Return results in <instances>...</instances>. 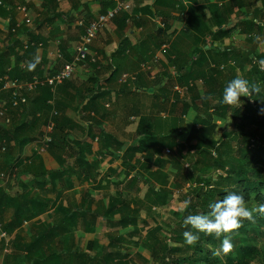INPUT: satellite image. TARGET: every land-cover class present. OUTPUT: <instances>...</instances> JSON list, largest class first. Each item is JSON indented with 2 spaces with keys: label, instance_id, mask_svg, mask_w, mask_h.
<instances>
[{
  "label": "crops",
  "instance_id": "1",
  "mask_svg": "<svg viewBox=\"0 0 264 264\" xmlns=\"http://www.w3.org/2000/svg\"><path fill=\"white\" fill-rule=\"evenodd\" d=\"M126 1L131 6L129 16L132 18L128 28H123L122 22H113L98 34L91 46L89 60L76 65L71 80L62 82L55 89L49 85L40 86L51 94L47 101L50 109L38 112L36 123H32L34 106L31 102L38 98L41 101L44 93L39 88L21 93L27 103L18 112L13 111V116L17 118V125L29 122L32 130L18 137L22 140L29 138V141L19 147L18 139H13L7 143L8 152L0 153L14 157V160L24 159L32 153L44 157L39 170L33 174L26 176L20 171L21 174L9 178L0 174V190H3L0 194V223H15L12 218L21 206L18 200L22 198L42 201L45 205L37 217L19 221L20 226L8 234L7 242L0 243V264H98L100 256L93 255L91 249L96 241V229L93 222H86L87 217L93 216L97 197L92 187L106 176L112 178V168L121 164L128 168L130 159L135 158L141 163L148 155L143 157L145 149H156L163 136L176 135V142L184 144L193 126L198 125V113L192 108L184 115L183 134H180L183 130L176 129L172 123L179 105L176 99V91L180 88L177 71L190 62L195 50L203 44L212 57L220 50L232 52L228 46L231 35L215 38L214 34L224 28L221 21L225 22L231 16L234 18V14L242 9L236 5L231 14H222L220 19L217 18L220 22L215 23L210 6L221 7L230 0H181L186 9L181 10V5H176L177 9L173 11L167 8L165 1L159 5L154 0ZM107 4L105 0H64L61 3L57 0H6L0 9V71H6L1 77L23 83L57 75L64 65L73 61L76 47L85 34V26L91 18L94 20L105 12ZM20 8H25L26 12ZM258 9L261 10L262 6ZM235 20H230L228 26L234 25ZM162 24L164 28H160ZM182 30L186 34H182ZM244 38L241 36L240 39ZM164 45H167L165 51L162 50ZM241 51V54L249 52L248 49ZM34 56L40 57L39 63L29 70L28 62ZM211 58L209 62H212ZM207 63L196 64L195 70L218 68L224 71L228 65H235V61L222 63L219 67L213 63L207 67ZM202 82V79L191 80L189 86ZM8 101L11 102L10 93L0 92V102L8 107ZM209 101L215 104L212 98ZM50 120L59 127L57 136L67 135L70 139L66 152L74 154L79 151V146H91L92 155H87L86 160L97 165L89 174L90 181L66 172L67 165L62 166L60 162L67 158L58 155L56 148L49 150V145L46 152L37 153ZM41 125V135L36 139ZM10 126L0 120V134L12 132ZM103 135L111 139L106 146L101 139ZM149 140L151 146L144 147L143 142ZM176 150L174 148L172 152ZM165 151L170 153L168 148L163 149V161ZM14 160L2 169L7 171ZM150 162L158 166L166 164H158L154 157ZM150 166L148 172L141 169L127 172L121 181L124 189L130 193L138 192L141 184L148 182L146 179L140 182L141 174L152 172L154 167L161 169ZM42 169L49 172L44 179ZM53 174L57 176L54 180ZM27 202L22 201L24 205L20 208L24 215L27 211L36 213L35 205L27 206ZM31 244L34 247L28 251L26 247Z\"/></svg>",
  "mask_w": 264,
  "mask_h": 264
},
{
  "label": "rangeland",
  "instance_id": "2",
  "mask_svg": "<svg viewBox=\"0 0 264 264\" xmlns=\"http://www.w3.org/2000/svg\"><path fill=\"white\" fill-rule=\"evenodd\" d=\"M240 2L242 5L238 7L242 10L235 13L234 18L230 17L231 22L235 19H239V21L235 20L234 25L229 26L228 20L221 21L220 24L221 26L224 25L221 30L231 35L228 46L232 50L235 65H228L224 71L216 70L210 74L211 79L208 81L203 80L202 83L188 86L185 89L180 87L179 91H176V99L179 100V105L175 111V117L171 120L177 127L176 129L181 128L183 130L184 115L187 114L188 110L192 108L203 114L207 111L208 106L213 104L210 101L204 102V98H208L210 93H223L225 84L236 76L259 83L262 89L259 97H255L256 95L252 98L241 97L242 105L240 107L228 105L227 110L222 109L223 117L218 114L213 115L211 119H208L205 114H203L204 117H197L196 123L198 125L193 126L184 141L185 149L180 153L170 152L167 154L165 151V165L158 166L153 162L150 163L161 168L160 170L154 167L152 172L147 173V171L148 179L145 176L146 173L141 174L140 182L146 179L154 185L155 189H150L145 182L141 184L142 190L140 189L138 192L130 193L124 189L121 181L125 174L140 170V163L135 158L130 159L128 168L123 164L114 167L112 168L114 174L112 178L106 176V179H102L97 185L95 184V187H92L97 193L94 213L93 216L86 218V222H93L96 229V241L91 248L93 255L103 256L110 241L114 240L117 252L128 257L122 260L125 264L130 261H135L137 264H182L180 260L193 258L196 246L199 244L196 242L194 245H187L184 242L183 232L187 229L182 226V219L188 214L185 213L184 201L191 200L194 191L206 188L205 184L200 181L201 177L215 180L226 177L227 170L219 169L212 163L217 158L227 160L236 169L247 170L244 159V149L247 148V145L242 141V133H256L254 140L250 141V148L253 147V144L258 145V142L264 141V83L262 77L258 75V71H250L254 64H260L259 61L264 60V33L257 36L255 31L248 32L244 23L241 22V19L245 18V15L251 14L254 9H258L259 6L263 8L264 0H243ZM165 3L171 11L177 9V4L181 5V10L186 9L180 0H165ZM229 10H233L231 0L225 2L221 7L215 4L210 6L215 23L220 22L217 21V18L220 19L222 14H226ZM223 11L225 13H222ZM157 15L163 16L161 13ZM152 29H154L153 26ZM181 33L186 34L184 30ZM241 36L245 38L242 40L240 39ZM258 47L261 48L260 51H258ZM247 49L249 52L244 51L245 54H241V50ZM260 67L264 68V65L260 64ZM248 99H251L253 103ZM185 104H188L189 108L184 114ZM214 119L216 122L213 123ZM41 127L42 125L36 134V139L41 135ZM184 132L183 130L180 134ZM36 139L34 138V140ZM143 143L144 147L152 144L150 140L148 143L146 141ZM153 151L145 149L143 157ZM47 154H49V150ZM43 157L44 155L38 156L32 153L24 159L17 160L18 173L21 171L23 175L27 176L37 172ZM11 160H14V157L0 153L1 175L5 174L7 177L9 171L2 168L4 165L7 166ZM197 160H199L198 163ZM253 167L256 168L257 166L253 165L251 168ZM17 171L13 176L16 175ZM246 205L252 207L256 203L252 202ZM133 216L137 218V226L130 224ZM157 227L160 228L159 234L155 237L158 242H154L148 234ZM255 242L258 254L250 264H264V236L258 237ZM232 243L235 244V241L233 240ZM149 244L151 250L146 248V245ZM209 247L213 248L214 245L210 244ZM219 247L216 246L215 251ZM234 248L235 245L231 250ZM177 249L178 251H175ZM118 260L121 262V259Z\"/></svg>",
  "mask_w": 264,
  "mask_h": 264
},
{
  "label": "trees",
  "instance_id": "3",
  "mask_svg": "<svg viewBox=\"0 0 264 264\" xmlns=\"http://www.w3.org/2000/svg\"><path fill=\"white\" fill-rule=\"evenodd\" d=\"M56 1V0H55ZM108 4L106 6V11L111 8L113 5L111 1L105 0ZM156 4L159 5L161 1L165 0H154ZM240 1L243 0H238L237 2H233V9L234 7L242 5ZM181 3V0H180ZM182 4V3H181ZM180 5V4H177ZM167 6V4H166ZM3 7H0V9ZM264 8V7H263ZM263 8L261 10L256 9L254 10L251 14L245 15V18L241 19V22L244 23L245 27L248 29V32H253L257 33L259 35L264 31V10ZM105 11V12H106ZM233 10L227 11L229 14L232 13ZM103 12V13H105ZM224 12V11H223ZM128 19L131 20L132 18L129 16L128 13H124L117 17L114 22L116 21L118 24L120 22L123 23V28H128L129 23ZM93 18H91V21ZM228 23H230V17L227 19ZM90 22V21H89ZM220 35H227L226 32L224 31H219L218 33L214 34V37L216 38L217 36ZM126 40H124L125 42ZM126 44V42L124 43ZM123 45V44H122ZM205 44H203V47L197 48L194 52V54L191 56L190 62L187 61L185 65L180 68L177 71V74L179 75L177 78V83L179 87L185 89L188 88L189 83L191 80H205L208 81L211 79L209 76L210 74L214 73L218 68H213L208 71L205 70H195L196 64L198 66H201L204 63H207V67H211L210 65L213 63L216 65V67H219L220 64L225 63L228 64L230 61H233V54L229 52L230 50L225 49L223 51H218L215 52L213 57L209 55L210 50L205 49ZM195 58V60L193 59ZM209 57L211 58L212 62H209L208 59ZM89 60V59H88ZM86 60L85 62H87ZM250 71L256 72L258 71V75H260L263 79L264 83V68L260 67V64H254L252 66V69ZM6 71H0V77L5 75ZM15 78V77H13ZM42 93H44V98L41 101H38V99L32 100L31 104L34 106L33 109V117L32 119L34 120L32 123H36L38 118L36 117L37 113L40 111H46L48 112L50 109V106H48L47 101L50 98L51 94L49 93V90L47 88L43 87H38ZM260 94L256 95L255 97H259ZM210 98H212L215 101V104H210L207 108V111H205L203 114H205L208 119H211L212 115H219L220 117H223L222 114V109L227 110L228 105L223 104L221 102L222 100V93L221 92H216V93H210L208 98H204V102L209 101ZM264 98V94H263ZM41 99V98H40ZM249 101L251 99H248ZM10 101H8V109H9V114L11 117V128L13 131H9L6 134H0V142L5 141L6 145L13 139H18V146L21 147L22 145L26 144L29 141V138L25 139H19L18 137L20 134H26L27 131L32 130L30 124L28 121L24 122L23 124L17 125V118L13 116V113L18 112L22 107H24V104H21L17 110L12 109L10 106ZM90 103L89 105H91ZM42 105L40 108L39 106ZM188 104H185V109H184V114L187 112ZM31 110V108H29ZM197 110V109H196ZM213 110L211 113L210 111ZM15 111V112H13ZM198 113V117H204V115L199 113V111H196ZM44 124L46 123V120L43 122ZM34 126V124L32 125ZM56 126V125H55ZM58 126V125H57ZM56 126V129H54V133L52 135V142L50 144L49 150H54L55 148L56 153L60 156L65 155L67 159L61 161V165H67L66 172L76 174L78 177H84L86 181H90L91 178L89 174L96 169L97 163L89 164L88 160H86L87 155H92V150L91 146L89 144L84 145V146H79V151H75L74 154H70L65 151V148L68 146L70 139H68V136L65 135L64 137H59L57 136V131H59V127ZM243 136L242 141L247 145V148L245 150L244 154V159L246 160L245 168L247 170H244L243 168L241 169H236L232 165H230V162L227 160H223L222 158H217L215 161H213V165L218 166L219 169L222 170H227L226 172V177H220L217 180L215 179H207L204 176L200 178V181H202L206 188H202L199 191H194L193 192V197L190 200L191 203L188 205L187 208H185V213H206L208 210V203L210 201H215L217 199L222 198L226 192L234 191L238 194L244 195L245 198V203H252L255 202L256 204L260 201H264V141L258 142V145H254L253 147L250 148V141L254 140V137H256V133L254 132H245L241 134ZM176 136V135H175ZM175 136L172 135H167L163 136L160 138V142L156 145V149L152 153H149L145 159L140 163L139 168L143 171H148L150 169V161L151 158H155V161L158 164H164L165 161L161 159L162 151L164 148H168L170 152L174 151V148H176L177 153L182 152L186 145L184 144H178L175 140ZM9 137V139L7 138ZM27 137V136H26ZM102 141L105 143L104 145L111 141L110 136L103 135L101 137ZM63 144V146L59 147L60 144ZM9 150V147L7 146V153ZM4 153V154H5ZM102 152H100L101 154ZM71 158H74L73 161ZM18 159V158H17ZM17 159L15 160V163L7 169L8 171L12 169L15 165L17 166ZM199 160H197V163ZM210 165V164H209ZM253 165L257 166L256 168H251ZM229 166V167H228ZM249 168H251L249 170ZM250 171V172H249ZM42 179L45 178L44 175H46L49 172H46L44 169H42ZM18 173V172H17ZM21 174V172H19ZM18 173V174H19ZM3 174V173H2ZM57 174V173H56ZM56 174L52 175V179L54 180L57 178ZM60 174V173H59ZM5 175V174H3ZM129 176V174H128ZM254 176V177H253ZM157 180V179H156ZM132 183V180H131ZM147 186L150 189H155L154 185H152L149 182H146ZM129 186L132 184H128ZM3 193V190H0V194ZM15 201V200H11ZM21 203V206L18 207L17 212L13 216V221L15 223H10L8 225H3L5 228V231L7 233H13L14 229L19 227L21 222L19 221H28L31 220L35 217H37L42 211H44V203L38 200H26L22 198V200H18ZM22 201L27 202V206H31L32 204L35 205V211L36 213H31V211H27V213L24 215L23 211L20 210V208L23 207ZM17 202V200H16ZM84 215V214H83ZM70 216V215H69ZM68 216V217H69ZM19 222V223H18ZM130 224L133 226H137V218L135 216L131 217ZM160 228H155L153 229L148 235L153 240L154 242H158L157 234H159ZM241 236H239V234ZM51 234L54 235L53 230L51 231ZM237 234V235H236ZM264 236V216L260 215H255L254 214V219L248 220V219H243L241 221V226L236 229L232 234H231V240L235 241V248L234 250H231L229 253L224 254L221 253L220 255H214L215 247L220 246V239L221 238H216L214 236L210 235H205L203 233L199 234V239H198V244L199 246H196V250L194 252L193 258L190 259H184L180 260L182 264H250L251 261L257 257L258 254V248L256 244V239L258 237H263ZM155 238V239H152ZM239 238V239H238ZM239 241H238V240ZM237 240V242H236ZM151 242V241H150ZM149 242V243H150ZM115 242L114 240H111L109 245L106 247L105 254L100 257L99 263L98 264H125V262H122L123 259H127L128 257L126 255H121L117 250L115 249L116 246L114 245ZM214 245V247H209V245ZM34 247V244L29 245L26 247L28 251L31 250V248ZM204 247V248H203ZM146 248L150 249V244L146 245ZM151 250V249H150ZM175 251H178L175 250ZM27 252V251H26ZM28 255V253H27ZM52 255H55L54 253ZM121 259V262H119ZM179 261V262H180ZM127 264H137L135 261H130Z\"/></svg>",
  "mask_w": 264,
  "mask_h": 264
},
{
  "label": "clouds",
  "instance_id": "4",
  "mask_svg": "<svg viewBox=\"0 0 264 264\" xmlns=\"http://www.w3.org/2000/svg\"><path fill=\"white\" fill-rule=\"evenodd\" d=\"M39 60V56H34L33 60L28 62V69H34ZM259 63L264 65V60ZM261 90L259 83L236 76L229 80L223 88L221 102L229 106L240 107L243 103L241 97L252 98L254 95L260 94ZM190 203V200H185V208ZM207 207L206 213H190L183 217L182 226L187 229L183 232V237L187 245H194L201 233L221 238L220 247L214 255L227 254L231 251L233 247L231 234L241 226L243 219L252 220L254 214L264 216V201L249 207L245 203L244 195L234 191L226 192L222 198L210 201Z\"/></svg>",
  "mask_w": 264,
  "mask_h": 264
},
{
  "label": "built area",
  "instance_id": "5",
  "mask_svg": "<svg viewBox=\"0 0 264 264\" xmlns=\"http://www.w3.org/2000/svg\"><path fill=\"white\" fill-rule=\"evenodd\" d=\"M64 0H57L61 3ZM112 2L111 8H109L105 13L100 14L96 19L89 22L85 26V34L82 41L77 45L73 61L69 64L64 65L63 69L55 76L49 78H33L29 82H20L17 80H10L8 77L4 76L0 78V92H9L11 96V108H18L21 104L27 103V98L23 96L22 92H33L36 88L44 85H49L52 89H55L58 85L62 84L64 81L71 80L74 77L75 67L81 63H84L89 59L91 55V46L95 42L98 34L105 29H107L114 20L124 13H130L131 6L126 0H107ZM6 0H0V7L5 6ZM20 11L26 12L25 8H20ZM128 22H131L128 19ZM160 28H164L163 24ZM167 45L162 46V50L165 51ZM253 103L252 100H250ZM0 120L5 126L11 124V117L9 115V109L5 103L0 102ZM55 123L50 120L47 124V129L41 137V144L37 147V153L41 154L46 152V149L52 142V135L54 133ZM0 151L5 153L7 151L6 142H0ZM17 171V166L15 165L11 171L8 173L7 177L13 175ZM9 239L8 233L5 231L4 226L0 223V243L7 242Z\"/></svg>",
  "mask_w": 264,
  "mask_h": 264
}]
</instances>
